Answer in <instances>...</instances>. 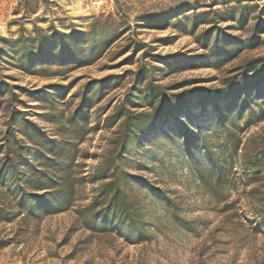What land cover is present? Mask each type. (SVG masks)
Returning <instances> with one entry per match:
<instances>
[{
  "label": "rangeland",
  "instance_id": "rangeland-1",
  "mask_svg": "<svg viewBox=\"0 0 264 264\" xmlns=\"http://www.w3.org/2000/svg\"><path fill=\"white\" fill-rule=\"evenodd\" d=\"M93 28L0 58V264H264V0H0L1 46Z\"/></svg>",
  "mask_w": 264,
  "mask_h": 264
},
{
  "label": "trees",
  "instance_id": "trees-1",
  "mask_svg": "<svg viewBox=\"0 0 264 264\" xmlns=\"http://www.w3.org/2000/svg\"><path fill=\"white\" fill-rule=\"evenodd\" d=\"M96 29L93 30L89 34H85L80 31L74 30L70 34H66L60 31H55L53 35L50 37L38 36V38L30 39L25 36L21 37L15 41H9L7 39H3L4 45H0V58H4L6 55L8 56V52L10 51L12 58L16 61V64L21 67H25L27 71H33L34 68L41 63V56L47 51L46 44L52 43L54 48H57L59 52H57L54 58H58L60 60H65L69 57V47L68 42H75L79 41L80 37H86L89 42L87 43L90 47H97L98 45L95 44L96 39ZM46 40V41H44ZM78 49L83 50V46L79 45ZM76 49V50H78ZM72 50V49H71ZM72 52V51H71ZM74 52V51H73ZM76 52V51H75ZM68 54V55H67ZM75 56V53H72ZM74 59V57H72ZM57 59V60H58ZM62 61L61 64H65ZM47 62V61H45ZM44 63V62H43ZM42 63V64H43ZM45 64V63H44ZM7 83L1 80L0 76V96L2 93L5 92V87ZM147 98H150L151 105L154 106L156 103V99L160 100V102L165 101L167 96L163 93L156 92V88L154 86L147 87ZM159 112H148V111H128L125 120L123 121L124 129L127 133V136H130L135 130L147 128L149 130H153L155 128L153 117L158 115ZM228 164V163H227ZM222 170V169H221ZM118 203V202H117ZM116 203V197L110 199L108 204L106 205L105 211L114 215L116 220L119 222L121 226H130L129 219L127 218L130 215L131 209L129 206L126 205V199H123L122 204L119 206ZM104 211V215H105Z\"/></svg>",
  "mask_w": 264,
  "mask_h": 264
}]
</instances>
